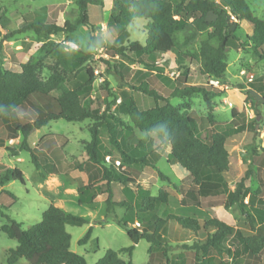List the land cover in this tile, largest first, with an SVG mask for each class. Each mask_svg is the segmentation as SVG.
<instances>
[{
    "label": "trees",
    "instance_id": "1",
    "mask_svg": "<svg viewBox=\"0 0 264 264\" xmlns=\"http://www.w3.org/2000/svg\"><path fill=\"white\" fill-rule=\"evenodd\" d=\"M76 2L79 15L73 21L65 19L63 24H59L24 16V23L17 29L4 34L0 29V53L4 40L28 31L36 34H64V42L73 41L71 36L78 26L93 27L88 14L89 4H101L102 0ZM210 14L214 16L211 19ZM232 15L236 20L231 18ZM136 18H143L147 22L145 31L148 37L145 45L131 39L128 25ZM233 24L243 29L254 54L263 60L264 19L254 14L246 0H118L108 20V25L116 30V37L107 47L116 53L119 61L117 64L107 59L103 61L107 72L115 71L119 75L122 88L129 86L130 89L152 97L154 105L150 107H142L129 91L123 89L120 103L112 110L119 97L107 89V96H112L113 100L106 101L103 110L92 108V91L97 75L94 67L88 63L92 59L90 50L45 41L40 46L41 55H30L27 61L20 63L21 69L18 71L5 69L0 54V124L16 122V130L21 132L23 138L20 147L11 150L14 155L23 150L29 151L37 167H40L39 154L28 141L34 129L60 118L67 121L90 119L88 130L91 139L84 142L85 156L79 161L69 162L67 170L88 173V182L78 185L80 203L93 204L99 195L105 194L108 213L113 212L115 207L125 208L124 215L117 218V222L126 228L132 243L120 251L132 256L135 244L146 239L151 243L150 254L161 252L170 263L172 259L168 258L170 244L167 235L169 222L175 221L194 233L207 231L204 240L195 241L191 245L195 249L194 264H248L252 259L260 257L264 250L263 233L245 234L216 217L200 221L194 215L178 214L166 189L160 188L157 194H153L151 189L140 184L136 189L129 185L132 180L130 170L140 173L146 167L159 168L163 158L160 147L169 144L168 162L185 168L191 178V189L183 195L182 202L197 203L201 198L224 195L225 207L235 205L240 208L252 230H255L257 224L264 223V205L251 206L245 203L247 196L250 203L259 192L246 185L251 169L245 172L233 189L223 175L230 163L226 141L244 128L228 123L220 130L204 135L199 130L197 119L189 111L188 99L200 94L210 112L207 119L212 121L213 98L220 96L221 91L214 92L205 82L189 77L186 58L196 62L200 79L204 76L224 79L229 45L231 41H240L242 38L236 35ZM184 30H189L185 43L194 40L199 34L205 35L198 52L183 51L177 42V33ZM240 44L244 45L242 41ZM25 46L28 51L31 43H25ZM169 54L175 55L184 80L159 70V56ZM45 56L55 58L56 64L51 67L47 77H42L40 65ZM136 63L142 66L135 72L138 84L127 80V71ZM153 72L159 87H150L148 78ZM255 80L249 82L253 87L256 86ZM105 84L108 82L105 81ZM160 89H167L170 93L164 95ZM53 92L57 94L53 96ZM243 94L256 109L255 95L245 89ZM261 95L264 105V87ZM171 97L182 98L184 102L175 105L170 102ZM28 102L38 111L33 120H28L27 115L22 116ZM238 110V105L232 107V115L236 116ZM118 112L125 113L129 119H124ZM107 155L111 156L109 163L106 162ZM44 158L48 159L47 156ZM116 160L120 161V165H116ZM0 169L1 185L10 180L26 184V177L20 168L7 167L0 162ZM159 172L164 180L173 182L172 177ZM113 182L123 185L124 199L121 201L114 200ZM2 207L0 205V212L6 216L7 222L1 226V230L18 241L17 246L8 252V264H16L21 258L30 264H89L83 255L71 249V234L66 228L68 224L89 223L85 217L51 204L39 222L23 228L22 223L5 214ZM235 233L238 243L224 247L225 240ZM91 235L92 226L80 242L86 243ZM223 253L232 262L226 261ZM175 257L178 259L180 255L176 254ZM95 264L134 263L132 259H123L119 251L108 249Z\"/></svg>",
    "mask_w": 264,
    "mask_h": 264
},
{
    "label": "rangeland",
    "instance_id": "2",
    "mask_svg": "<svg viewBox=\"0 0 264 264\" xmlns=\"http://www.w3.org/2000/svg\"><path fill=\"white\" fill-rule=\"evenodd\" d=\"M77 0H0V29L3 33L11 32L24 23V16H32L35 20L46 22H57L63 24L65 19L75 20L79 15ZM118 0H102L101 4L90 3L88 14L92 23V28L86 25L78 26L76 32L71 36L73 41L64 42L65 35L55 34H36L32 31L17 34L12 38L4 40L1 46V62L5 69L20 70V63L26 52L30 55L40 56V46L45 41L62 43L70 47H79L84 50H90L92 59L88 62L94 69L99 71L94 82L92 91L93 103L92 108L103 110L106 101L111 102L112 96H107V89H110L119 97L113 104L112 110L120 103L122 90L125 89L134 96L142 107L154 105L152 97L147 96L137 90L130 89L129 86L122 88L119 84V75L115 72H107L106 64L103 59L109 60L112 64H117L119 59L113 50L108 49L107 45L112 43L116 37V30L108 25L111 9ZM125 1V0H122ZM254 14L264 19V0H246ZM209 15V19L213 18ZM146 20L143 18L134 19L128 29L131 33L132 40H138L143 45L147 42V32L145 31ZM236 29V35L242 37L239 40L231 41L228 51V67L225 73V79L222 83L230 84L228 90L210 85L208 77L199 78L198 65L195 61L187 60L189 64L188 76L195 81L205 82L214 92H220V96H215L214 110L212 111L213 120L209 121L207 116L210 114L207 104L202 95L196 94L190 99V112L197 119L199 130L205 135L220 130L226 124L231 123L234 126H242L244 129L228 137L226 141L227 149L230 153V163L224 176L229 185L234 188L236 182L241 179L245 172L250 168L251 176L246 181L256 193L257 200L264 203V105L261 96L257 97V108L254 109L251 102L243 94L240 82L247 80V75H242L240 70L246 69L248 72L256 73V77L264 80V59L260 60L253 52L252 46L246 41L245 32L242 28L233 24ZM189 30L180 31L176 35L177 42L183 49L188 52H198L200 42L205 37L199 34L194 40L185 43V37ZM25 43H31V47L26 51ZM56 64L55 58L45 56L41 60L40 73L42 77H47L51 72V67ZM136 63L130 66L127 71V80L138 84L135 72L141 68ZM158 68L161 72L166 73L174 78L184 80V74L179 70V64L174 54L159 56ZM179 71V75L177 72ZM135 75V76H134ZM152 73L148 78L150 87H159V81ZM134 76V78H132ZM105 81L108 84H105ZM230 82V83H229ZM161 93L168 95L167 89H160ZM57 92H53L55 96ZM170 102L178 105L184 102L179 97H171ZM239 106L238 114L232 115V107ZM117 112V110H116ZM124 119H129L123 112H118ZM22 115V114H21ZM28 116V120L37 117L38 111L32 103L28 102L23 110L22 116ZM259 117V118H258ZM90 119L83 121H67L63 118L50 121L48 124L39 129H34L28 138L34 151L39 154L41 166L37 167L29 151H20L17 155L11 149H18L22 143V134L16 130V122L10 124H0V156L4 154L2 162L7 167L20 168L26 177V184L19 180H10L5 184H0V205L4 207L1 210L22 223L23 228H28L42 219L45 210L55 201L63 206L65 211L75 215L83 216L90 222L83 225L66 226L71 234V249L83 255L89 264H95L108 249L119 251L120 256L129 260L132 259L134 264H194L195 249L191 245L195 241H200L206 236L205 230L194 233L179 226L175 221L169 222L168 241V258L172 259L169 263L167 258L161 252L150 254L149 248L151 243L146 239H141L135 244L132 256L120 251L123 247L131 245L125 227L117 222V218L124 215L125 208L115 207L113 212L108 213L105 200H98L94 204H83L79 202L78 194H74L73 186L82 183V177L87 178V172L79 170H67V165L72 161H79L84 158V142L91 139V133L88 130ZM255 124V128H253ZM170 149L169 144H162L160 151L162 160L159 162V168L146 167L145 172L130 170L132 180L129 182L133 188H136L140 182H146V185L152 186L153 194H157L160 188H164L170 193V202L175 207L178 214H190L197 216L200 221L204 218L216 217L234 225L242 230L245 234H252L250 226L237 206L225 207L226 197L224 195L217 197L201 198L197 203L182 202L183 195L191 189L190 176L182 174L181 166L170 164L167 154ZM48 157V159L44 157ZM48 171L58 172L60 179L56 177H47L43 179L44 188L39 187L40 174ZM162 171L173 178V182L164 180L160 176ZM79 172L81 174H79ZM142 174V176H140ZM175 178V180H174ZM138 180L140 182H138ZM124 194L116 185L115 197L119 199ZM246 203V201H245ZM7 222L6 216L0 212V264H8V252L15 248L18 241L10 238L1 230V226ZM135 225V224H134ZM133 225V226H134ZM92 226L91 238L86 243L80 240L85 236ZM257 233H264V224L257 226ZM205 239V238H204ZM203 239V240H204ZM239 241L237 233L229 236L224 247L235 245ZM179 254L180 257H175ZM226 261L232 262L230 257L223 253ZM214 256V255H213ZM264 262V250L261 256L252 259L248 264H260ZM16 264H30L25 258H21Z\"/></svg>",
    "mask_w": 264,
    "mask_h": 264
},
{
    "label": "crops",
    "instance_id": "3",
    "mask_svg": "<svg viewBox=\"0 0 264 264\" xmlns=\"http://www.w3.org/2000/svg\"><path fill=\"white\" fill-rule=\"evenodd\" d=\"M211 15V14H210ZM3 33V32H2ZM4 34V33H3ZM29 57H30V53L29 52H26V54L24 55V58H23V60L21 61V62H25V61H27L28 59H29ZM243 69V68H242ZM241 69V70H242ZM240 70V71H241ZM16 71V70H15ZM249 73H253L254 75H255V87H253L252 86V84H250L249 82L250 81H248V80H246V81H244V82H240L239 84H241L242 85V89H245V90H248V91H250L251 93H253L254 95H255V97L257 98V97H259V96H262L261 95V90L263 89V87H264V80H260L259 78H258V76L256 77V73H254V72H251V71H249ZM205 77V76H204ZM224 79H225V77H224ZM230 83V82H229ZM231 84V83H230ZM227 147V146H226ZM171 148V147H170ZM2 148H1V146H0V150H1ZM169 151H170V149H169ZM169 151H168V153H169ZM264 153V152H263ZM168 155V154H167ZM3 156H4V154H2L1 156H0V162L1 163H3L2 162V159H3ZM5 164V163H4ZM177 164V163H176ZM6 165V164H5ZM178 166H180L179 164H177ZM7 166V165H6ZM74 171H77V170H72L71 171V174H74ZM1 172H2V170L0 169V174H1ZM145 172V169L142 171V174ZM224 173V172H223ZM42 174H44L45 176L44 177H42ZM79 174H81L80 172H79ZM142 174L140 175V176H142ZM182 174H184V175H187L188 174V171L184 168V169H182ZM224 175V174H223ZM56 177V178H58V179H60V176L58 175V173H48V172H46V173H41L40 174V181H39V187L40 188H44V185H43V179H47V177ZM225 177V176H224ZM88 179H89V176L87 177V178H85V177H82V181L84 182V183H87L88 182ZM226 179V178H225ZM138 182H140L139 180H138ZM141 184L140 185H142V186H144L145 188H148V189H151L152 188V186H150V185H146V182H143V181H141L140 182ZM229 184V183H228ZM116 185H118L119 186V188L121 189V191L123 192V190H122V188H123V185L121 184V183H119V182H113L112 183V187H113V192H114V200L115 201H121L122 199H124V196L123 197H121V198H119V199H116V197H115V188H116ZM76 187L77 188H75L74 186H73V190H74V194H78V184H76ZM231 187V186H230ZM232 188V187H231ZM134 189H136V188H134ZM233 189V188H232ZM124 194V193H123ZM213 197H217V196H213ZM105 198H106V195L105 194H101V195H99L98 196V198L96 199V201H98V200H105ZM249 196H247L246 198H245V201H246V203H248L249 205H251V206H262V205H264V203L263 202H260L259 200H260V198H259V200H257V197L255 196V197H253V201L252 202H250L249 203ZM95 201V202H96ZM94 202V203H95ZM93 203V204H94ZM52 204H55V205H57V206H59V207H63V206H60L59 204H57L55 201H53V203ZM211 218V217H210ZM246 218V217H245ZM248 222V221H247ZM264 223H260V224H257L256 225V227H255V230H252L251 229V231H253V233H257L256 232V228H257V226H261V225H263ZM248 225H249V223H248ZM250 226V225H249ZM236 228V227H235ZM251 228V227H250ZM237 229V228H236ZM264 234V233H263ZM168 235H169V231H168ZM168 235H167V237H168ZM206 235H207V231H206ZM206 237V236H205ZM204 237V238H205ZM203 238V239H204ZM202 239V240H203ZM169 242V241H168ZM170 244V243H169ZM248 262V261H247Z\"/></svg>",
    "mask_w": 264,
    "mask_h": 264
},
{
    "label": "built area",
    "instance_id": "4",
    "mask_svg": "<svg viewBox=\"0 0 264 264\" xmlns=\"http://www.w3.org/2000/svg\"><path fill=\"white\" fill-rule=\"evenodd\" d=\"M231 18L233 20H236V17L234 15H232ZM240 73L242 75H247V80L248 81H252L253 79H255V75L253 73H249L246 69H242L240 71ZM95 74L96 75L99 74V71L97 69H95ZM177 75H179V71L177 72ZM208 83L210 85H213V86H216V87L220 88L221 90H228L230 88V84L222 83L221 79L216 78V77H208ZM263 140H264V135H263ZM263 144H264V142H263ZM110 161H111V156L107 155L106 156V162L109 163ZM115 163H116V165H120V161L119 160H116Z\"/></svg>",
    "mask_w": 264,
    "mask_h": 264
},
{
    "label": "water",
    "instance_id": "5",
    "mask_svg": "<svg viewBox=\"0 0 264 264\" xmlns=\"http://www.w3.org/2000/svg\"><path fill=\"white\" fill-rule=\"evenodd\" d=\"M259 118V117H258Z\"/></svg>",
    "mask_w": 264,
    "mask_h": 264
}]
</instances>
